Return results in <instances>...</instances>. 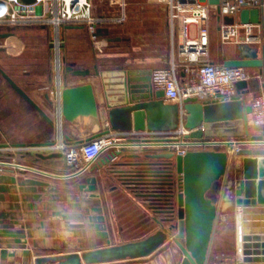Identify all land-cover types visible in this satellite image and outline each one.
Masks as SVG:
<instances>
[{
  "label": "water",
  "instance_id": "obj_1",
  "mask_svg": "<svg viewBox=\"0 0 264 264\" xmlns=\"http://www.w3.org/2000/svg\"><path fill=\"white\" fill-rule=\"evenodd\" d=\"M33 2L34 0H24ZM218 3L219 0H211ZM264 18V12L258 8L243 9L240 19L243 22H259ZM226 21H232L233 17L226 16ZM68 27L85 28L84 25H69ZM109 28H97V35H109ZM15 31L0 32V39L14 37ZM108 40L114 37L108 36ZM0 49H4L0 47ZM235 57L223 56L221 62L228 67H245L257 69L258 74L264 77V50L242 44L234 46ZM67 70L75 76H110L118 75L119 85L111 91L104 87L105 108L108 119L113 129H134L136 141H179L177 136H155L145 134L149 130L157 129L176 131L181 128L182 139L198 141L202 145H210L213 138L235 136L241 143L236 154L241 157L237 167L239 177L234 188L235 203L241 207L238 230V256L243 264H264V148H245L249 142L264 144V132L259 135L249 134V115L252 113V105L243 98L244 92H250L254 86L262 83L251 81H238L237 93L229 100L221 96L209 97L200 100L190 96L182 102L170 103L165 100L163 89H155L152 84V69H122L115 71H100L98 65L94 69L90 67H75L74 63L66 66ZM2 75L27 102L38 110L55 129V120L48 114L30 95L20 86L5 70L0 67ZM255 83V84H254ZM244 91V92H243ZM51 107L55 106L54 100L49 98ZM58 119L79 126L85 121L101 120V108L97 99L95 86L92 82H84L60 88L58 92ZM57 104V103H56ZM178 128V129H179ZM173 129V130H172ZM176 129V130H175ZM56 140H45L33 143L30 146H50ZM66 142H70L66 140ZM8 142H0V148L8 147ZM26 145V144H19ZM135 150V149H134ZM153 150V149H152ZM155 152H147L145 156L154 159L148 162L150 165L171 166L165 169L123 170L122 177H128L133 185H157L163 181L164 175L174 177L175 191L170 196L175 197L169 208L164 211L168 216L155 221L160 228L145 237L112 244L83 252H72L61 255L39 257L36 264L51 262V264H102L117 261L139 259L153 254L170 236L183 254L180 264H207L209 250L212 242L218 206L210 193L225 177L231 154L226 149L200 148L191 149L185 154H179L172 150L154 149ZM160 150V151H157ZM129 152L124 156L141 158L143 155L136 153L127 146L115 148L98 165H103L120 155L121 152ZM37 156L42 159L63 157L61 151L42 152L37 151ZM123 156V157H124ZM145 164V163H141ZM146 183V184H145ZM145 195H160L161 192L146 189ZM167 223V225H166ZM240 236V238H239Z\"/></svg>",
  "mask_w": 264,
  "mask_h": 264
},
{
  "label": "crops",
  "instance_id": "obj_2",
  "mask_svg": "<svg viewBox=\"0 0 264 264\" xmlns=\"http://www.w3.org/2000/svg\"><path fill=\"white\" fill-rule=\"evenodd\" d=\"M149 20L151 30L147 33V38H143L144 34H140L141 42L130 43L125 47L123 46L125 38L114 36V40H108L110 33L107 36L101 35L102 43L107 41H117V43L109 46L106 43L108 50L99 55L93 51L92 53H79L81 55L77 56L75 62L80 60L86 62L92 58V66L87 67L94 69V66L98 65L99 70L103 72L122 69L154 70L167 66L175 49L169 40L168 13L151 12ZM108 25L109 23L102 29L109 28ZM68 26L61 27V40L67 37L69 44H81L80 35L81 33L88 34L87 28ZM48 30L51 33L52 29L47 28ZM15 38L14 36L7 39L11 41ZM49 46L51 50L54 48L52 42ZM6 47L8 48L9 45ZM222 50L218 61H221L223 56L235 57L236 55L234 45L225 44ZM0 67L5 70L4 64L0 63ZM82 67L86 66L82 65ZM69 73L70 71L67 70L66 74ZM10 76L22 86L15 76ZM73 76V80L65 75L62 76L57 82L50 83L44 91L37 88L27 89L22 86L54 118L55 129L53 130L42 114L12 88L7 79L0 74V142H8L11 146L0 148V151L10 149L15 152L10 156L9 161H4L0 157V264H36L39 257L83 252L117 244L120 236L116 229L119 219L117 211L120 209L113 204L115 200L113 197L117 193L122 197L127 196L129 201H135L139 209L156 213L147 195L143 193L146 191L136 188L128 177H122L123 170H137L134 166L122 165L123 162H130L127 160L131 159L123 158L130 151H123L106 164L98 165L113 151L109 149L88 168L70 169L63 157L40 158L36 154L37 151L30 146L31 144L45 140H57L61 136L64 140L81 143L89 138L113 132L129 136L120 140L116 144L117 147L127 146L144 156L147 152H155L154 149L163 151L166 150L163 146H180L186 142L181 139L167 143L162 140L136 141L133 140L135 137L133 128L130 130L113 129L106 113L104 87L106 86L111 91L110 96H114L112 89L119 85L120 76L113 74L104 77ZM179 78L181 82H185L191 80L192 76L181 70ZM84 82H92L95 86L101 108V120L90 119L79 126H74L64 120L60 122L57 111L59 89ZM252 82L257 83L255 79ZM258 90L259 87L254 86L250 92L243 91V98L247 101V97H253ZM46 94L54 100V107L50 106ZM250 117L251 114L249 115V134L245 135L246 139H251V136L264 132V128L252 124ZM155 132L165 133L169 130L157 129ZM236 138L235 136L216 137L212 140L223 142ZM223 146L219 144L220 148ZM242 146L250 149L264 148V144L258 142H249ZM239 164L240 160L236 162V166L238 167ZM174 176L176 179V173ZM226 183L224 209L231 205L232 190L230 188L235 181L231 178ZM220 195L219 188L216 191L217 199H214L217 206H219L218 196ZM125 261L127 260L102 264H122ZM43 264H51V262Z\"/></svg>",
  "mask_w": 264,
  "mask_h": 264
},
{
  "label": "built area",
  "instance_id": "obj_3",
  "mask_svg": "<svg viewBox=\"0 0 264 264\" xmlns=\"http://www.w3.org/2000/svg\"><path fill=\"white\" fill-rule=\"evenodd\" d=\"M168 6V24L172 38L181 34L182 42L178 43V52H174L165 67L155 68L152 73V84L155 89H163L165 100L170 103L182 102L184 98L195 96L200 100L221 96L231 99L237 93L238 81H251V74L245 67H228L210 56L212 41L211 20L218 25L222 44L234 46L246 44L264 50V18L259 22H243L240 13L243 9L258 8L264 12V0H163ZM233 17L226 21L225 17ZM125 19V17H123ZM121 20V19H120ZM113 19L97 15L93 0H0V25L17 27H47L54 34L53 46L57 50L56 65L60 72L61 27L64 25H84L94 39L97 28L111 23ZM181 70L192 76L191 80L181 82ZM61 75L58 74L60 80ZM261 83L264 77L260 74ZM253 125L264 128V87L260 85L252 102ZM155 136H177L182 139L181 128L172 132L157 133L145 131ZM128 134L105 133L85 140L84 142H66L62 136L50 146H34L36 151H61L72 168H88L104 152L117 148V143ZM133 136L136 137V132ZM129 137V136H128ZM150 141V140H149ZM183 145L163 146L179 154L191 149L213 148L222 145L235 146L236 151L241 143L236 139L223 142L212 141L204 146L198 141H187ZM163 142H171L164 140ZM227 143V144H226ZM114 159V158H113Z\"/></svg>",
  "mask_w": 264,
  "mask_h": 264
},
{
  "label": "rangeland",
  "instance_id": "obj_4",
  "mask_svg": "<svg viewBox=\"0 0 264 264\" xmlns=\"http://www.w3.org/2000/svg\"><path fill=\"white\" fill-rule=\"evenodd\" d=\"M93 3L97 15H103L113 19L108 25L110 36H121L125 38V43H123L125 47L130 45V43H136L137 41L141 42L142 38L140 34H144L143 38H147V33L151 30L149 25L151 12L158 11L168 13V6L163 0H93ZM123 17H125V19ZM211 29L212 41L210 56L218 61L219 54L223 51L222 46H224V44H222L220 40L218 25L214 19L211 20ZM10 31H15L16 38L11 41L7 38L0 39V47L4 48L0 49V63L4 64V69L10 75L15 76L22 86L27 89L37 88L43 91L49 87L50 83L57 82L58 74H60L61 77L65 75L70 80L74 79L72 74H66V65L74 63L75 67H82V65L86 67L88 65L92 66V58L88 59L86 62H83V60L78 61L79 63L75 62L77 56L81 55L79 53H92L93 51L96 55H99L108 50L109 45H115L117 43V41H107V46L105 45L106 43L101 42L103 38L101 35H99L97 39H94L89 30L88 34L81 33V44L78 45L73 43L69 44L66 37L63 41L61 40L64 43L60 46L61 70L59 72L56 65L57 50L55 48L51 50L49 46L50 42H53L54 39L53 31L49 33L45 27L41 26L16 30L7 25H0V32ZM168 34L172 46L174 45L173 47L176 49L175 53H177L178 43L182 42L183 37L181 34L177 33L176 36L172 38L169 24ZM6 45H9V47L7 48ZM157 45H159L158 41ZM249 71L251 80L255 79L257 83H261V79L258 78L259 74L257 69H249ZM253 98L254 96L247 97V102L251 103ZM250 120L253 124L252 116ZM10 147L9 145L4 148ZM218 148L227 149L231 154V159L225 177L210 193L212 198L217 199L216 191L220 188L221 195L218 196V214L207 264H243L242 259H240L237 254L239 250L237 218L241 207L234 202V188L237 183V178L239 177L236 162L238 163L241 157L236 154L237 151L235 146L224 145L223 148L219 146L213 147V149ZM13 154H15V152L10 149H2L0 151V157H2L4 161H9L10 156ZM238 157H240L239 160ZM63 158L67 166L70 169H74L67 163L65 156ZM231 178L235 181L230 188V190H232L230 202H232L231 205L224 209L223 206L226 195L225 186L227 185L226 182ZM226 189L229 188L226 187ZM113 198H115L113 204L120 209L117 211L119 219L116 224V229L120 234L118 243L145 237L160 228L159 223L153 219V216L160 219V215L157 213L151 210L144 211L139 209V205H137L135 201H129L127 196L122 197L119 193ZM182 258L183 254L181 250L174 243L173 236H170L169 239L149 257L127 260L122 264H180Z\"/></svg>",
  "mask_w": 264,
  "mask_h": 264
},
{
  "label": "trees",
  "instance_id": "obj_5",
  "mask_svg": "<svg viewBox=\"0 0 264 264\" xmlns=\"http://www.w3.org/2000/svg\"><path fill=\"white\" fill-rule=\"evenodd\" d=\"M22 28H27V27H17L14 28L16 30L22 29ZM47 29V27H45ZM50 33V30H48ZM123 158L125 159H131L127 160L130 162H123L122 165H128V166H134L136 167L137 170L145 171L149 169H165L168 170L171 168V166H161V165H150L147 164L148 162H154V159L148 158L147 156H142L141 158H131L124 156ZM145 163V164H141ZM167 177H163V181L158 183L157 185H154L153 183H148L150 185H136V188L141 189L142 191H146V189L149 190H155L161 192L160 195H147L146 197L149 199L150 203L152 204V208H154V211L160 215V219H162L165 216H168L169 214L164 211L165 208H169V204L175 200V197L170 196L171 192L175 191V184L173 185L171 178L174 177H168L169 175H164ZM146 184V183H145ZM145 195V194H144ZM173 200V201H172Z\"/></svg>",
  "mask_w": 264,
  "mask_h": 264
},
{
  "label": "bare ground",
  "instance_id": "obj_6",
  "mask_svg": "<svg viewBox=\"0 0 264 264\" xmlns=\"http://www.w3.org/2000/svg\"><path fill=\"white\" fill-rule=\"evenodd\" d=\"M240 212H241V209H240ZM239 216H240V214H239ZM238 216V217H239ZM240 218V217H239ZM238 218V220H239V223L241 222V220ZM241 234V232H240V230H238V235H240ZM239 238H240V236H239Z\"/></svg>",
  "mask_w": 264,
  "mask_h": 264
},
{
  "label": "flooded vegetation",
  "instance_id": "obj_7",
  "mask_svg": "<svg viewBox=\"0 0 264 264\" xmlns=\"http://www.w3.org/2000/svg\"><path fill=\"white\" fill-rule=\"evenodd\" d=\"M0 74H2V72L0 71Z\"/></svg>",
  "mask_w": 264,
  "mask_h": 264
}]
</instances>
